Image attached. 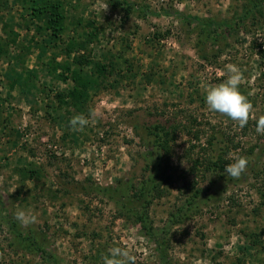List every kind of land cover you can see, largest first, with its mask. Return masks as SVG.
<instances>
[{"label":"rangeland","instance_id":"obj_1","mask_svg":"<svg viewBox=\"0 0 264 264\" xmlns=\"http://www.w3.org/2000/svg\"><path fill=\"white\" fill-rule=\"evenodd\" d=\"M70 1V17L93 21L97 34L88 50L107 69L94 72L80 111L59 107L56 93L73 82L51 65L68 59L63 44L81 27L53 46L28 17L20 20L21 0H0V38L13 27L16 42L30 45L21 61L13 44L0 57V216L33 231L63 264H104L113 247L128 249L136 264H160L155 243L98 187L149 175L161 155L149 125L179 123L190 132L178 130L170 158L160 159L159 194L147 206L169 263L264 264V134L256 132L264 116V9L239 21L245 0H126L128 13L113 0ZM221 21L231 27L220 26L212 37L200 31ZM229 64L241 70L240 91L253 105L246 129L205 103L206 89L227 78ZM76 114L89 120L80 132L69 123ZM213 134L228 145V164L248 159L241 177L204 166L190 171L191 157L210 153L206 139ZM195 189L200 206L169 225ZM21 209L36 222L22 226L15 218ZM0 264L47 263L0 220Z\"/></svg>","mask_w":264,"mask_h":264},{"label":"trees","instance_id":"obj_2","mask_svg":"<svg viewBox=\"0 0 264 264\" xmlns=\"http://www.w3.org/2000/svg\"><path fill=\"white\" fill-rule=\"evenodd\" d=\"M113 1L116 7L122 8L126 13L129 12L130 7L126 4V0ZM3 6L5 7V4L1 2L0 7L2 8ZM20 6L21 10L18 13L20 20L24 22L28 17L32 23L36 24L38 33L45 32L47 38L52 41L53 46H58L59 43L57 44V41L62 42V35L67 30H72L74 33L78 26L81 27L79 33L69 36L63 44L62 52L68 59L62 62L54 61V65H51L52 68L54 66V70L57 68L61 70L57 76L62 80H66L67 73H69L70 79L73 82L65 91H58L56 93V99L60 104L59 107L65 105L66 107H72L80 111L83 107L87 88L94 86L93 78L97 77L94 72L98 75H104V72L107 71L106 65L100 61H94L90 55L91 52L88 50V44L97 34L93 21L84 20L81 17H70L67 10L69 7L75 9V5L70 0H21ZM260 8L264 9V1L245 0L243 15L240 16L239 21L244 20L248 16H253ZM174 14L181 13L174 11ZM261 14H264V12ZM1 19L2 15L0 14ZM188 19L190 22L193 20L197 26L202 25L204 21L203 19L199 20L197 17L192 16H189ZM205 26L207 27L208 25ZM220 26L230 28L231 24L228 21H221L215 24L211 30L203 28L200 31L205 33V36L212 37L214 33H217L216 31L219 30ZM87 28H90V30L87 31ZM17 36L18 32L13 27H9L8 31H5V37L0 38V57L7 56L9 44H13L20 48L19 53H16L14 58L16 61H21V52L28 51L30 45L17 43ZM21 49L24 50L21 51ZM85 66L93 68V71L89 72V75L86 73L87 69ZM18 79L19 77L17 75L16 80ZM246 127L247 124L242 128L246 129ZM178 130L190 132L186 125L179 123L169 125L155 123L149 125L147 133L152 137L150 138L152 145L156 147V150L161 151V155H158V160L152 166L151 173L137 183L130 180H119L115 185L98 187L102 196L113 201L120 216L137 223L140 226L142 234L155 243L156 255L160 264L170 263L165 254L164 242L157 237L153 226L148 224L147 206L150 203V197H153L155 193L157 195L159 194V185L162 182L160 173L163 166V164L161 165L162 161L160 159L163 158L167 161L170 158L172 154V142L175 141ZM193 135L195 138L198 137L197 133H193ZM221 138L220 135L214 134L207 137L206 143L210 148V153L206 152L201 157H191L190 171H195L198 166H204L211 170H224L228 164V160L224 157L228 150V145ZM190 146L194 147V144ZM27 172L28 175L33 176V170L29 169ZM218 176L224 177L222 174ZM190 185L193 187L194 182H191ZM188 197L186 204L178 207L177 211L171 215L169 225L181 222L191 210L200 206L197 199L199 197L198 189H195ZM0 203H2L1 199ZM0 220L13 233L21 245L43 259L47 264H63L62 259L50 251L42 242V239H39L33 231H21L17 222L14 219L8 218L6 215L0 216ZM251 242L255 243L254 240H251Z\"/></svg>","mask_w":264,"mask_h":264},{"label":"clouds","instance_id":"obj_3","mask_svg":"<svg viewBox=\"0 0 264 264\" xmlns=\"http://www.w3.org/2000/svg\"><path fill=\"white\" fill-rule=\"evenodd\" d=\"M227 68V78L218 85L206 89L205 103L210 111L226 115L233 121L238 122L240 127H244L249 120L253 109L251 101L240 91V84L243 78L241 70L229 64ZM72 130L80 132L88 125L89 120L83 114H76L70 119ZM256 132L264 134V116L256 121ZM248 159L239 157L224 168V174L234 179L241 177L246 171ZM16 220L22 225L34 224L37 220L35 214L21 209L15 213ZM104 264H136V257L126 248L113 247L109 255L105 256Z\"/></svg>","mask_w":264,"mask_h":264}]
</instances>
